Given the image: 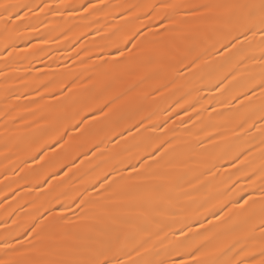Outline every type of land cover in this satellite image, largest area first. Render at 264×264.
I'll return each instance as SVG.
<instances>
[{"label":"bare ground","instance_id":"obj_1","mask_svg":"<svg viewBox=\"0 0 264 264\" xmlns=\"http://www.w3.org/2000/svg\"><path fill=\"white\" fill-rule=\"evenodd\" d=\"M260 2L0 0L22 6L7 32L0 18V258L42 264L118 236L126 264H194L188 253L217 242L223 260L253 264L258 251L241 249L262 239L261 34L244 41L256 60L241 65L219 43L235 29L228 9L162 24L172 10L148 6Z\"/></svg>","mask_w":264,"mask_h":264},{"label":"snow or ice","instance_id":"obj_2","mask_svg":"<svg viewBox=\"0 0 264 264\" xmlns=\"http://www.w3.org/2000/svg\"><path fill=\"white\" fill-rule=\"evenodd\" d=\"M22 6L17 3H0V18H4L5 23V32L8 31V25L11 23L13 19L21 18L20 12L16 11V9L21 8ZM23 7H30L25 5ZM138 7V6H134ZM153 13L157 11V9H171L172 11H163L161 12L157 18L161 20L163 24L164 21H167L169 24L174 23L175 17L179 15L182 11L187 10L189 14L192 16L202 15L201 10H209L211 8H225L229 10V21L235 23L234 31H230L228 36H226L223 40L219 41L222 48L225 49H236L233 57L229 59L238 58L237 63L241 65H246L249 59L256 60L255 57H250L247 55L248 48L251 47V44L248 47L244 46V41H250L252 36H255L257 32L261 34L262 39L259 41V44L262 46V52L257 63L261 64L262 71L260 74L259 80V88L264 90V0H261L259 5L256 4H227V5H186V4H161V5H150L148 6ZM174 31L173 28L165 27L164 33H168ZM251 33V36L249 35ZM155 36L162 37V33H154ZM231 37L230 39L228 37ZM127 37H125V40ZM239 45V47H237ZM132 47H136V44H133ZM118 52L121 56L124 55L123 49L118 47ZM201 59V56H196L191 62L187 65V67L191 68L193 65H197L198 61ZM113 63L122 64L124 61H114ZM238 70V69H237ZM235 76V72L232 73ZM227 78V77H226ZM221 83H223L221 81ZM167 87V85H165ZM219 87V85H217ZM255 91V89H253ZM120 99V97H117ZM116 101L113 100L109 104L105 105L109 111H111V104H114ZM247 107H251L250 105ZM101 112L104 111L103 108L100 109ZM261 111H264V106H262ZM246 122V121H245ZM83 124V121L80 122ZM142 123V122H141ZM243 126V125H242ZM76 127H80V125H76ZM123 135V134H121ZM165 143L167 145H171V141H167L162 143L158 148L155 149L154 152L149 153L150 156H153L154 159L152 161V165H147V167L152 166H160L162 163V159L164 154L168 151V148L165 147ZM62 146V145H61ZM163 148V151L160 149ZM155 152H160V156L156 157ZM240 155L245 156L246 153H241ZM237 159L240 156L236 157ZM141 167H145L147 164V157L142 159L140 162ZM133 170H135L136 165H133ZM241 171L246 172V169H241ZM261 179L264 180V168L260 170ZM122 179L132 180V177H122ZM243 191V189H241ZM244 204L248 203V199H251V196L248 199H244L241 197ZM83 198H81L79 203H83ZM237 206L240 205V201H235ZM255 217V213L248 218V221L251 222ZM37 226L33 225L32 228L35 229ZM259 227L261 229L262 239L260 241V245L258 249H241L245 256H248L249 253L253 250L258 251L259 258L256 256H252L253 264H264V208L261 209L260 219H259ZM31 230V229H30ZM252 232H255V226L252 228ZM251 236V234H249ZM39 236V233H37ZM247 238V237H246ZM251 239H255L254 236H251ZM119 243V237L115 238V241H105V240H96L94 238H89L87 243L73 245L70 248L62 252H55L59 258L44 260L42 264H126V262L120 257L119 253L123 251L122 248L117 247ZM211 244L212 241L210 240ZM5 248L9 246L7 244L4 245ZM63 246L54 245V249H60ZM222 247V242H217L213 247H207L202 245L199 248H196L194 252L188 253V255L193 257L194 264H245V261L241 260L239 262L228 260L225 261L222 257L216 255L217 252L220 251ZM31 248L35 250L37 245L32 244ZM12 251L16 253H20L19 249H13ZM45 254H48V250H44ZM136 251V249H133ZM129 258H131V252L127 253ZM137 255L139 253L137 252ZM0 264H19L17 261H13L10 258H0ZM131 264H152L151 261L146 259L140 260H132ZM184 264V262H181Z\"/></svg>","mask_w":264,"mask_h":264}]
</instances>
